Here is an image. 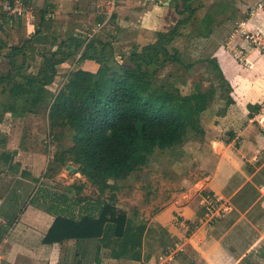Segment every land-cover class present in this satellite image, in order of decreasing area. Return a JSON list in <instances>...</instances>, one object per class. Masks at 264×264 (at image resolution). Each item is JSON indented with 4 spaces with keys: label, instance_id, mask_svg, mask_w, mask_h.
I'll use <instances>...</instances> for the list:
<instances>
[{
    "label": "rangeland",
    "instance_id": "374dc122",
    "mask_svg": "<svg viewBox=\"0 0 264 264\" xmlns=\"http://www.w3.org/2000/svg\"><path fill=\"white\" fill-rule=\"evenodd\" d=\"M222 1L191 0L192 7L196 9L194 17L181 28V35L171 42V47L178 48L187 60L195 61L190 71L175 62H167L152 76L155 86L177 87L184 94L195 90L197 86L202 90L214 88V97L201 114L204 134H197L190 130L185 141L179 146L164 150L156 149L148 163L141 169L124 178L108 179V183L117 186V189L107 188L101 192L86 175L79 171V164L75 163L67 152L73 145V130L69 126L52 127L50 125L47 103L41 105L36 112H26L23 115L11 114L5 117L7 111L3 114L1 122L6 124L9 131L10 123H12L11 129L13 128L12 133L15 136L20 137L25 134L24 138H19V143L29 145L32 152H38L40 157L39 164L37 163L38 168L35 169L38 176L32 180L33 182L29 181V187L27 185V190H31L32 196L30 198L27 194L25 201L29 203H32L31 199L39 201L45 194L43 190L45 186L56 193H65L70 200L77 196L81 197L79 202H73L67 207L70 212L67 213L76 216L81 213L85 203L102 199L108 201L110 195L114 193V206L117 211L126 214L134 224L144 223L146 227L148 226L141 246L145 261H147V255L148 257L153 255L152 264H181L185 261L186 257L184 258L183 254H181V262L170 260L168 254L173 253L177 259L180 252L173 250L175 248L173 241H165L162 233L164 228L157 220L158 218H154L160 214V211L166 214V208L181 206L190 200L197 202L196 210L201 207L204 218L209 222L218 218L212 217L211 213L206 211L202 200L207 192L213 193L215 198L219 197L211 191L202 192L197 180L199 173L208 171L209 164H213L214 160L209 158L212 152L218 151L223 156V152L227 154L226 152L234 150L240 155L239 152L243 151L246 138L243 134H247V125H252L251 128L256 132V136L260 137L264 144V121L259 116L262 113L264 99L255 102L244 99L249 92H256L257 86L260 90L264 89V0H228L226 17L215 22L209 36L193 34V26L197 19L208 7L216 10L217 4ZM1 2L3 1L0 0V4ZM83 2H86L83 4L84 10H94L89 27H97V23L104 20L107 14L99 12L100 9L104 11L109 9L107 22L94 33L90 28L82 29L78 26L81 22L75 21L73 16L70 17L71 21L67 24L65 31L59 27L52 30L53 24L46 23L48 30L44 35L39 36L41 40L43 39L44 45H36L35 48L31 45V40L35 37L28 41L35 30L30 27L33 18L29 17L27 20V14H25L24 24L22 19L16 21L19 17L6 19L4 24L0 25V75L7 72L9 68L6 54L12 46H24L27 55L24 71L36 73L42 63V53L52 50L56 40L69 33L84 36L100 34L112 40L116 58L129 65L128 58L134 48L141 49L143 45L154 42L159 31H167L178 18L187 14L184 13L181 16L176 11L177 0H94L91 7L88 6L92 0ZM26 21L28 24H25ZM257 55L258 57L261 55V61H256ZM21 58V55L17 56L18 63ZM211 58L219 63L225 74L224 81L217 75L209 61ZM76 66L91 69L96 68L97 64L93 60L77 63V56L63 62L59 65L58 75L46 86L51 94L59 91L69 71ZM227 96H231L232 100H228ZM49 99L50 97L47 101ZM9 100L7 92H0V104ZM249 103L260 104L259 113H254L252 117L248 114ZM1 135L3 134L0 133ZM207 135L209 141H206ZM14 138L13 143L16 145V137ZM260 147L261 145L258 146ZM61 152H65L63 163L57 160ZM67 165L75 167L76 171L66 168ZM75 186H80L81 189ZM44 203L49 204L47 201ZM176 210L178 209L168 211L166 216L174 223L183 217ZM218 210L220 216L225 212L221 202L215 211ZM193 224L195 221L190 222L188 226L191 227ZM254 253L258 254V257L250 254L246 258L248 264H264V242ZM82 255L81 258L86 260L87 255L84 253Z\"/></svg>",
    "mask_w": 264,
    "mask_h": 264
},
{
    "label": "trees",
    "instance_id": "16d2710c",
    "mask_svg": "<svg viewBox=\"0 0 264 264\" xmlns=\"http://www.w3.org/2000/svg\"><path fill=\"white\" fill-rule=\"evenodd\" d=\"M177 1L176 11L181 16L187 14L178 18L167 31H159L154 42L141 49L134 48L128 58L129 65L116 58L113 41L100 34L69 33L56 40L55 49L42 53V63L36 73L24 71L27 56L24 46H12L6 54L9 68L0 75V92H7L10 99L0 104V124L7 111L12 115H23L36 112L47 103L50 125L69 126L73 130V145L67 152L79 164V171L101 192L107 188L117 189L108 183V179L124 178L141 169L156 149L179 146L190 130L204 134L201 114L214 97V88L202 90L197 86L184 94L177 87L155 86L152 80L157 69L167 62L180 64L187 71L195 64L178 48L171 47L174 38L181 35V28L193 19L196 12L191 0ZM227 1L219 2L216 10L208 7L197 19L192 33L209 36L215 22L226 17ZM19 55L22 57L20 63ZM76 56L77 63L93 60L96 68L76 66L69 71L59 91L51 94L46 86L58 75L59 65ZM209 61L224 81L225 74L219 63L214 58ZM227 97L232 100L231 96ZM247 107L249 117H252L259 111L260 104L249 103ZM64 154H58L59 162H64ZM46 196L43 195L47 201ZM49 197L48 211L55 215V219L43 242L95 238L97 252L105 247L109 249V256L115 259L128 257L141 261L140 264H149L142 260L141 253L146 226L144 223L134 224L126 214L117 211L114 193L108 201L85 203L76 216L68 214L67 207L79 202L81 197L70 200L65 193L54 191ZM35 201L31 199L32 203ZM7 225H0V240ZM184 264L196 263L190 259Z\"/></svg>",
    "mask_w": 264,
    "mask_h": 264
},
{
    "label": "crops",
    "instance_id": "0c3cea01",
    "mask_svg": "<svg viewBox=\"0 0 264 264\" xmlns=\"http://www.w3.org/2000/svg\"><path fill=\"white\" fill-rule=\"evenodd\" d=\"M25 1L28 5L26 18L27 20L29 17L33 18L30 27L35 28L31 33V36L35 37L31 40L32 48L43 44V39L41 40L39 36L44 35L48 30L46 23L53 24L52 30L59 27L65 31L71 21L70 17L73 16L75 21L81 22L78 26L82 29L90 28L94 33L107 22L110 14L109 9L105 11L100 9L99 12L107 14L104 20L98 22L97 27H89L94 10H84L83 4H86L84 0ZM93 2L94 0L88 7H91ZM19 19H22L24 24L25 15L16 21ZM25 24H28L27 21ZM38 29L40 31L35 33ZM87 33L89 34V31ZM52 46V49L56 48V45ZM260 58L261 55L259 57L257 55L256 61H261ZM256 88V92H249L244 97L246 101L255 102L264 99V89L260 90L258 86ZM8 112L5 117L11 115V112ZM261 112L259 116L264 121V105ZM3 124L5 123L0 124V133L3 134L0 136L2 138L0 140V225H8L0 240V264H140L141 261L128 257L115 259L109 256V249L105 247H101L97 252L98 241L95 238L43 242V237L52 225L55 215L48 211V203L47 205L44 203L46 200L43 197L35 203L25 201L27 194L29 197L32 196L31 190H27L29 181L33 182L32 180L38 176L35 169L38 168L39 153L32 152L29 145L19 143V138H24L25 134L20 137L15 136L12 133L13 128L11 129L12 123H10L11 127L9 126L10 131L6 124L5 126ZM251 127L252 125L246 126L247 134H243L246 138L243 151L239 152L240 155L234 150L226 152L227 154L223 152V156L218 151L212 152L209 158L214 160L213 164H209L208 171H201L198 175L201 191L214 192L224 207V214L209 222L204 218L201 207L196 210L197 202L190 200L181 206L166 208V214L160 211V214L154 218H158L164 228L162 233L165 241H173L175 245L173 250L180 252L177 259L173 253L168 254L170 260L181 262V254H183L186 259L181 264L190 259L196 264H248L246 258L250 254L258 255L254 251H257L264 242V151H261L264 149V144ZM14 137H16V145L13 143ZM206 139L209 141L208 135ZM217 146L220 147L218 144ZM246 148L248 150H245ZM43 190L49 202L53 190L45 186ZM174 209H178L176 211L183 216L175 223L171 218L166 217L167 212H172ZM192 221H195V224L191 225V228L188 225ZM82 253L87 255L86 260L81 258ZM148 256L146 260L152 264L153 255ZM144 258L142 253V260Z\"/></svg>",
    "mask_w": 264,
    "mask_h": 264
},
{
    "label": "built area",
    "instance_id": "2783aa9c",
    "mask_svg": "<svg viewBox=\"0 0 264 264\" xmlns=\"http://www.w3.org/2000/svg\"><path fill=\"white\" fill-rule=\"evenodd\" d=\"M1 2V11L0 12V25L4 24L5 20L8 18H17L23 17L26 12H28V5L25 0H2ZM220 199L215 198L213 193L207 192L206 196L202 200V205L211 213L212 217H219V210H216V207L219 206ZM218 212V213H216Z\"/></svg>",
    "mask_w": 264,
    "mask_h": 264
},
{
    "label": "water",
    "instance_id": "95a60500",
    "mask_svg": "<svg viewBox=\"0 0 264 264\" xmlns=\"http://www.w3.org/2000/svg\"><path fill=\"white\" fill-rule=\"evenodd\" d=\"M66 168H68L70 170H73V171H76V168L75 167H72L71 165H67Z\"/></svg>",
    "mask_w": 264,
    "mask_h": 264
}]
</instances>
